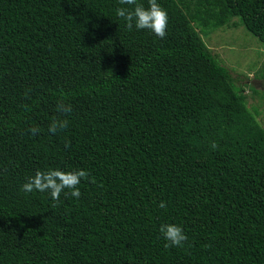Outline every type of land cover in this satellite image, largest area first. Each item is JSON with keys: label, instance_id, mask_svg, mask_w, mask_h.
I'll list each match as a JSON object with an SVG mask.
<instances>
[{"label": "trees", "instance_id": "16d2710c", "mask_svg": "<svg viewBox=\"0 0 264 264\" xmlns=\"http://www.w3.org/2000/svg\"><path fill=\"white\" fill-rule=\"evenodd\" d=\"M157 3L163 39L119 0H0V264H264V127L201 36L264 45V0ZM51 169L89 174L78 199L22 190Z\"/></svg>", "mask_w": 264, "mask_h": 264}, {"label": "clouds", "instance_id": "9594fccd", "mask_svg": "<svg viewBox=\"0 0 264 264\" xmlns=\"http://www.w3.org/2000/svg\"><path fill=\"white\" fill-rule=\"evenodd\" d=\"M121 5L134 6L132 8L120 7L116 9V15L125 21V26L131 30L135 27L137 30L147 29L157 37L163 39L166 35L168 16L167 12L157 3V0H148V7L145 8L141 4H137V0H119ZM58 115L54 117L49 125L48 131L56 133L68 126L66 116L72 111L71 105L65 104L63 101L56 105ZM30 133L35 135L39 132L38 128L29 129ZM68 147V144H65ZM213 148L216 144L213 143ZM89 174L83 170L62 171L59 169H51L47 171L37 170L34 175L27 178L26 182L21 186L25 193H31L34 190L38 192H47L51 200L57 202L53 206H58L60 195H70L79 198L81 193L78 185L81 179H88ZM65 189L70 191L65 192ZM159 208L166 209L167 205L161 201ZM159 232L166 241L165 247H179L187 241V236L182 228L175 224H162Z\"/></svg>", "mask_w": 264, "mask_h": 264}, {"label": "rangeland", "instance_id": "374dc122", "mask_svg": "<svg viewBox=\"0 0 264 264\" xmlns=\"http://www.w3.org/2000/svg\"><path fill=\"white\" fill-rule=\"evenodd\" d=\"M205 44L244 89L249 108L264 127V45L243 26L201 29Z\"/></svg>", "mask_w": 264, "mask_h": 264}]
</instances>
